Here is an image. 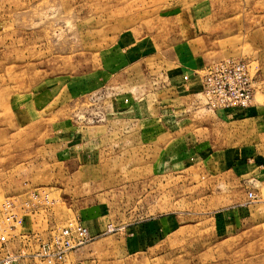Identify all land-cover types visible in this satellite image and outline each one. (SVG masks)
Here are the masks:
<instances>
[{
	"label": "rangeland",
	"instance_id": "rangeland-1",
	"mask_svg": "<svg viewBox=\"0 0 264 264\" xmlns=\"http://www.w3.org/2000/svg\"><path fill=\"white\" fill-rule=\"evenodd\" d=\"M166 2L0 0V221L15 224L0 257L78 220L96 264H264V139L257 178L246 163L226 172L203 150L177 153L178 137L155 131L176 77ZM242 2L251 10L233 13L250 23L225 28L241 30L231 56L248 62L262 103L264 0ZM229 56L198 68L200 83ZM33 192L40 202L22 207Z\"/></svg>",
	"mask_w": 264,
	"mask_h": 264
},
{
	"label": "crops",
	"instance_id": "crops-1",
	"mask_svg": "<svg viewBox=\"0 0 264 264\" xmlns=\"http://www.w3.org/2000/svg\"><path fill=\"white\" fill-rule=\"evenodd\" d=\"M166 3L163 6L171 10L164 21L176 25L179 30L175 33L171 29L164 48L171 49L165 53L170 55L172 63L173 72L169 73L176 74V77L172 83L171 96L166 100L160 96L156 105L153 116L155 131L160 134L162 131L170 132L177 136L176 142H171L177 153L187 151L195 154L201 150L210 153L213 158L211 168L214 170L218 168L233 172L246 163V170L251 175L256 172L257 177L262 163L258 155L264 139V102L258 103L254 93L253 103L246 109L213 108L208 104L199 77L195 74L198 68L220 56L229 54V57L235 58L231 55L238 47L237 40L242 38V33L240 28L227 30L225 27L250 23L240 14L251 10L250 2L239 4L237 0H168ZM216 8L219 10L217 17L213 16ZM223 42H229V50ZM238 206L250 207V203ZM82 251L76 248L68 252L65 264H96L95 256L87 261Z\"/></svg>",
	"mask_w": 264,
	"mask_h": 264
},
{
	"label": "built area",
	"instance_id": "built-area-1",
	"mask_svg": "<svg viewBox=\"0 0 264 264\" xmlns=\"http://www.w3.org/2000/svg\"><path fill=\"white\" fill-rule=\"evenodd\" d=\"M202 92L213 108L245 109L252 105L255 85L250 75V66L242 58H226L208 65L201 77ZM264 88V87H263ZM47 196L44 195V198ZM255 194L248 192L249 201ZM40 202V194L33 192L23 204L24 208L32 209ZM10 206H4L2 213L6 220L14 219L17 224L22 218ZM15 228V224H3L0 221V244L7 241L6 234ZM93 236L86 225L75 220L63 226L54 234L49 242L39 245L31 253L11 252L0 257V264H65V258L74 250L87 242Z\"/></svg>",
	"mask_w": 264,
	"mask_h": 264
}]
</instances>
